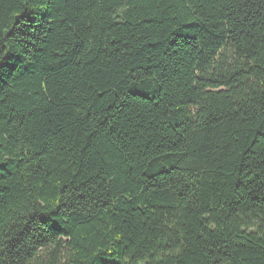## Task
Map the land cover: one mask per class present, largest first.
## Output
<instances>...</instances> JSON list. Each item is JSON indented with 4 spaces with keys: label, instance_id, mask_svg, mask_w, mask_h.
<instances>
[{
    "label": "trees",
    "instance_id": "1",
    "mask_svg": "<svg viewBox=\"0 0 264 264\" xmlns=\"http://www.w3.org/2000/svg\"><path fill=\"white\" fill-rule=\"evenodd\" d=\"M0 264H264V0H0Z\"/></svg>",
    "mask_w": 264,
    "mask_h": 264
}]
</instances>
